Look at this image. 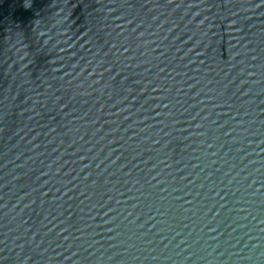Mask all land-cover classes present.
<instances>
[{
	"label": "water",
	"instance_id": "water-1",
	"mask_svg": "<svg viewBox=\"0 0 264 264\" xmlns=\"http://www.w3.org/2000/svg\"><path fill=\"white\" fill-rule=\"evenodd\" d=\"M0 264H264V0H0Z\"/></svg>",
	"mask_w": 264,
	"mask_h": 264
}]
</instances>
